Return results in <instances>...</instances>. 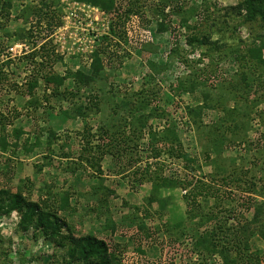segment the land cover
<instances>
[{"label": "rangeland", "instance_id": "1", "mask_svg": "<svg viewBox=\"0 0 264 264\" xmlns=\"http://www.w3.org/2000/svg\"><path fill=\"white\" fill-rule=\"evenodd\" d=\"M70 1L72 0H66L68 3ZM160 1L148 0L144 4V13L151 23L144 29L147 30L150 41L142 49L136 44L125 43L120 38V43H118L116 41L118 37L113 38L112 36L115 14H109L99 7L85 3L98 8L108 16L104 23L109 29L100 27V40L96 42L97 48L104 43H106L104 46H107L110 40L113 44L117 43V47L112 48L114 50L112 63L105 68L106 77L94 89L83 88L81 93L74 97L70 94H74L78 88L73 79H69L62 88V90H66L67 94V98L62 101L52 97L50 91L45 92L43 83L40 82L36 97L41 99L42 105L36 109L29 104L30 97L27 92L29 80L33 79L34 72H37L31 60L26 59L28 54L39 49L44 43H47L49 48L53 47L58 59L54 65L52 64V69L60 76H66L69 71L70 73L78 71L89 73L92 60L88 62L84 53H78L75 50L66 51L65 48L71 46L72 40L67 41L66 47L63 48L62 44H55L53 35L63 26V18L68 12L65 1L60 0L59 3L61 24L55 28L51 35L44 25L42 28L37 29L36 27V32L31 38L15 41L16 39H13L15 37H10L6 32L13 34L25 26L29 28V25L24 22L23 13L26 12V9L35 7L39 3L38 0H12L9 18L0 20L5 28H0V65L10 62L9 66H3L4 83L0 85V114L4 117L2 118L0 115V119L7 124L5 134L8 135L10 142L7 152L0 149V190L16 194L21 189L27 200L41 203V200L49 199L50 205L53 203L54 207H58V203L55 201L58 200L57 195L69 193L70 209L57 214L68 223L72 231L69 232L64 228L63 235L73 236L76 239L88 235H93L98 240L106 239L111 246L109 253L116 256L118 260L115 261V264H264V255L262 254L264 241L259 235L260 229L264 231V211L259 223L252 224L253 210L248 212L246 207L256 195L245 193V188H248L247 185L252 180H255L258 187L264 186V172L255 171L256 168H253V164L259 162L257 148H262L261 154L264 159V70H255V75L260 76V79L254 82L252 91H249L248 94H244L242 91L237 93V95L243 94L242 100L238 101L237 105L240 109L248 107L249 118L239 121L240 128L243 129L236 136L233 134L231 139L235 137L242 139L243 130L247 125L244 137L246 141L240 145L224 147L223 159L219 161L222 167H230L229 171L233 166L235 168L243 167V171L250 170V168L253 170L248 171V175L242 173L241 184L237 187H227L220 183L214 185L215 188H219L220 197L225 198L224 205H228V201L234 206V212L229 215L223 209L216 208L214 211H218L223 222L231 216L232 220L230 218L228 226L233 225L238 228L243 224L247 226L245 237L240 232L233 238L234 234L228 233L225 228L223 233L217 234L216 243L218 245L216 248H212L213 241L211 239L205 246L196 247L195 242L200 239V236H192L191 232L199 230L201 237H209L208 235L213 231L214 223L217 220L205 223L201 227L197 226L195 222L186 221L187 209L182 197L183 191L180 188H176L174 191L168 190L169 195L168 193L162 195L163 197L173 196V199L170 200L171 203L167 206L164 214L157 213L159 209L157 203L149 207L150 205L146 201L152 188L151 183L139 184L135 182L134 172L136 170L144 169L146 164H151L153 169H156L153 164L158 162L164 166L166 174L175 179H187L188 176H191L195 180H210L208 175L215 170L202 154L205 141H201L196 130L191 128L185 108L201 104L203 94L207 91L213 93V95L211 94L213 97L211 103L214 104L220 95L216 89H219L222 83L233 82L237 72L245 71L246 68L249 70L247 59H240V56L247 55L249 48H257L264 56V26L259 20L244 23L234 13L226 19L224 18L226 10L230 11L241 0H209L212 5L211 11H213L211 18L215 20L216 24L213 28H211L212 20L205 23L201 16H194L197 13H193L192 9L195 4L200 5V0H180V3L186 4L187 13L185 14L187 18L190 17L189 26H196L195 28L200 32H204L203 36L205 34L211 41L219 42L218 45L221 49L216 52H210L209 48L192 49L188 46L187 37L197 30L180 27V18L171 14L169 8L162 12V8H159ZM128 4V0L118 1V7L121 10L127 8ZM164 14H169L171 26L168 32L159 34L156 21L161 22L164 19ZM242 14L244 15L245 12ZM95 16L105 19L104 16L99 15V12H92L90 20L83 21V17L79 18L81 21L70 20V31L77 36L76 38L88 39L90 34L96 33L95 24L87 26ZM192 16L193 18H191ZM127 26L126 20V26H123L121 31L128 29ZM106 40L108 41L106 42ZM16 43L26 44L28 46L27 54L22 53L20 56L12 57L10 48ZM176 43L181 51L180 56L184 59H180V56L176 55L171 65L166 67L164 65L170 62V51L175 48ZM33 44L39 45L34 48ZM237 49V53H232ZM88 57L89 55H87ZM50 65H47L46 70L50 69ZM197 74L210 76L209 81L217 82L218 86L210 87L204 85V82L198 83V88L192 93L185 92L182 87L178 86L181 81H195L194 75ZM44 94L49 96L46 101L43 100ZM86 96L88 98L90 96L98 97L99 111L91 106L93 110L86 118L69 115V113H73L74 106L82 103ZM222 100V105H218L216 108H221L224 105L232 108L236 105L228 99ZM125 102L129 104L127 110L123 105ZM254 103H256L255 107ZM65 111H68V115L64 114ZM141 116H146V125L143 129H140L139 123ZM221 116L223 113L220 109L208 110L204 113L203 120L205 124H211ZM240 119L241 117L238 120ZM3 127V124L0 123V135L4 133ZM168 127L175 130L183 144L184 153L199 157L200 169L196 164L192 165L194 170L186 169L182 161L176 159L172 161L166 155H163L160 160L152 157L151 146L156 141L151 144L152 136L148 135L149 132L152 131L159 136ZM13 129H22L25 133L17 147L12 145ZM51 130L55 132L56 136L49 144L48 133ZM106 130L108 134L110 133L108 136L105 134ZM113 132H119V134L113 136ZM84 135L86 139L82 137ZM36 138H40V146L35 145ZM83 139L91 142L93 147L88 145V148L92 150L96 145L101 146L103 153L100 156L102 155V159L97 168L92 167L83 159L87 158L84 156L86 153L82 154L85 144ZM26 142L28 144L25 146ZM259 142L261 144L258 145ZM26 149L32 150L27 153ZM64 154H68L69 159H66ZM81 155L84 157L81 158ZM138 159L140 161H137ZM99 168H101V172L97 171ZM107 176L112 177L108 178ZM83 180L86 183H83ZM85 184L91 190L88 195L81 196L77 190ZM98 186H104L114 191L109 197L100 192V198H105L107 202L104 206L103 203L99 205L97 200L92 202L88 200L93 188ZM40 195L43 197L39 199ZM83 201L89 202L81 206ZM110 201L112 203H109ZM221 201L223 202V200ZM257 201L260 200L257 199ZM209 203L213 208L214 201H209ZM135 208H140L142 211L137 212ZM145 212H148L150 217L145 220L146 229L140 231L138 223H132V221H138L136 216L137 219H142ZM21 217V213L17 211H12L10 214L0 213V264H81L70 261L66 257L69 248L67 243L64 249H60L54 246V242H47L44 237L35 238L32 229L24 232L20 227ZM182 220L185 223L183 232L186 235L178 239L176 236H180V232L174 231L173 228L169 229V227ZM196 222L198 224L202 220L198 218ZM237 223L240 224L236 225ZM109 224L115 226L114 232L109 228ZM172 229L173 231L170 232ZM104 231H108V233L104 235L102 233ZM137 232L139 233L137 234ZM247 236L248 249L241 256L238 252H244V240ZM117 240L121 243H118ZM116 244L121 249L115 250L114 245ZM236 248L241 250L237 252L234 250ZM129 249H134L142 258L137 260L138 262L131 263L132 257L128 254L130 253ZM257 255L260 256L259 261L252 258ZM195 258L196 261H194Z\"/></svg>", "mask_w": 264, "mask_h": 264}, {"label": "trees", "instance_id": "2", "mask_svg": "<svg viewBox=\"0 0 264 264\" xmlns=\"http://www.w3.org/2000/svg\"><path fill=\"white\" fill-rule=\"evenodd\" d=\"M79 2H84L91 4L93 6L101 8L103 11L109 13V14H115V20L113 23H115V26L113 25L112 28V36L113 38L118 37L116 41L120 43V39H122L125 43H133L136 44L140 49L150 41L149 34L147 30H143L146 26H148L151 22L149 19L146 18V15L144 13V4L148 2V0H128L129 4L127 8L125 9H119L118 7V1L119 0H77ZM38 5L35 7H32L30 9H26V12L23 13V19L25 24L29 25V28L26 26L24 28H20L19 30H16L13 34L10 32H6L10 37H15L13 39H16L15 41H21L25 38H31L33 33L36 32V27L42 28V26L45 25V29L49 31V34L51 35L55 28L60 26L61 24V9L59 6L60 0H38ZM12 0H0V20L1 19H8L10 16V11L12 8ZM211 4L209 0H200V5L198 6L195 4V7L192 9L193 13H197L194 16H201V19L207 23L209 20H212V26L211 28L216 25L214 22L215 20L211 18L213 15V11H211ZM159 8H162V12H164L167 8L170 9L171 14H174V16H178L180 18L179 25L180 27L188 28L197 30V32H193L191 36H188L186 39V43L188 46H190L192 49H198V48H209V51L216 52L220 51L221 47L218 45L219 42H213L210 40L209 36H204L198 30L195 28L196 26H189L190 17L187 18L186 14V4L180 3V0H161L159 2ZM60 11V12H59ZM220 11V10H218ZM231 11V12H230ZM226 10L224 14V18L226 19L231 16L232 13L240 17L244 23H250L255 22L259 20L263 26H264V0H241L238 5L231 10ZM245 12L243 15L242 13ZM117 14V15H116ZM170 14V15H171ZM133 16H137L138 21L135 23V29L130 30V35L128 32V29H121L123 26H126V20ZM169 14H164V19L157 23V32L159 34L166 33L170 30V18H168ZM32 17V20H31ZM172 17V16H171ZM193 18V16L191 17ZM219 18V17H218ZM218 20V19H217ZM34 21V23H32ZM3 24L0 22V28H3ZM134 28V27H133ZM5 29V28H3ZM173 29V28H172ZM175 29V28H174ZM51 32V33H50ZM10 33V34H9ZM175 33V32H174ZM12 35V36H11ZM128 37V38H126ZM120 38V39H119ZM45 39V38H44ZM105 41V39H104ZM108 40H106L107 42ZM107 46L104 45L100 46L96 49V51L91 55L92 58V65L90 68V72L87 73L85 71H78L75 73H70V71L67 73L66 76H60L56 74L53 71V65L55 61L58 59V55L56 56L54 52V48H49L47 46V43L42 44L39 49L34 50L32 53L28 54L26 56L28 60H31V63L34 65V69L37 72H34L33 79L29 80L27 84V92L30 97L29 104L34 106L36 109L40 108L42 105L41 99L39 97H36L37 89L40 87V82L43 83L45 92L50 91V95L52 97H56L58 99L65 100L66 97V90L62 88L65 86V83L69 79H73V82L75 86L78 88V90L74 94H70V96L74 97L76 94L81 93L82 89L85 88H91L94 89V87L100 83L103 82L105 76V68L109 65H111V59L113 56V49L114 47H117V43L114 42V44L110 41H108ZM39 44H33V47H38ZM42 50V51H41ZM237 50H233L232 53H237ZM170 62L166 63L164 66L169 67L172 63V60L175 58L176 55L180 56L181 51L179 48L178 43H176L175 48H172L170 51ZM240 59H247L249 70L237 72V74L234 76L235 80L233 82L231 81H225L222 84H225V86H220L219 89H216L218 94V99H216V102L214 104L211 103L213 100V93H210V91H207L203 94V100L201 104H198L191 108H185V113L187 117L189 118L192 128L196 130L198 133L201 141H205L203 144V156L206 159L208 163H210L211 166H213L214 170L212 174L208 175L210 180H199L194 177L188 176L187 179H175L169 175L166 174L164 171V166L158 162L153 165L156 166V169H153V166L151 164H146L144 169H139L134 172L135 175V182L141 184L144 182H150L152 185L150 195L147 197L146 201L149 207L152 206V204L157 203L159 209L157 213H165V210L167 209V206L171 203L170 200L173 199V196L163 197L162 195L164 193L170 194L168 190L174 191L176 188H180L183 193V199L186 204V221L195 222L197 226H203L205 223L212 222L213 220H217V222L214 223L213 231L210 232L208 235L209 237H201L199 235V230L191 232L192 236H200V239L195 242V246H205L207 244V241L211 239L212 248L217 247L216 239L218 233H223L226 228L228 233L232 232L234 234L233 238L240 234L245 237V233L247 231V226L244 224L241 227H236L233 225L228 226V222L230 221L231 216L228 220L224 221L221 220V216H219L218 211H214V209L222 210L229 213V215H232L234 212V206L230 204L227 201V204H225V198L220 197L219 195V188H215L214 185L220 183L221 185L227 186V187H237V185L241 184L242 176L248 175L249 172H251L253 169L250 168V170L246 169L243 171V167L235 168V166L232 167V170L229 171L230 167H222L220 165V160H222V153L224 152V147L229 146H235L240 145L241 143L245 142V129L243 130L244 134L242 136V139H231V136L235 134V136L242 130L243 128H240L239 121H243L245 118H249L248 116V107L240 109L238 104V101L242 100L243 94L237 95L238 92H243L244 94H248L249 91H252V88L254 86V82L260 79V76H256V69H259V71L264 70V56L262 55V52L258 50L257 48H249L247 50V55L240 56ZM182 57L180 56V59ZM39 59V61H37ZM184 59V58H182ZM168 61V60H167ZM5 63V64H4ZM2 65H0V85L4 83L3 78V66H9L10 62H4ZM50 65V69H47V65ZM53 64V65H52ZM246 66V65H245ZM46 70V71H45ZM204 71V70H203ZM258 71V72H259ZM195 81H181L179 82L178 86L182 87L185 92L192 93L196 91L198 88V83H205L204 85H208L210 87H216L218 86L217 82H210L209 78L210 76H205V74H197L194 75ZM233 78V79H234ZM210 83V84H209ZM14 87H16L13 84ZM260 88V86H259ZM264 93V92H263ZM69 94V93H68ZM212 94V95H211ZM71 97V99H72ZM49 98V96L45 95L43 96V100L46 101ZM228 99L229 101H233L235 106L232 108L226 107L225 105L221 108H216L218 105H222L223 100L222 99ZM212 99V100H211ZM248 100V99H246ZM82 101V100H81ZM124 108L127 110V107L129 106L128 102L123 103ZM93 106L95 109L98 110V97L96 96H90L89 98L86 96L82 103L79 105H75L72 109L73 113H69V115L75 116V117H84L86 118L91 111L93 110L91 107ZM253 106H256V103L253 104ZM220 109V111L223 113V116L218 117L217 121L215 123L211 124H205L203 120V115L208 110H215ZM64 114L68 115V111H65ZM2 118V114H0ZM241 117L240 120H238ZM146 116H141L139 118L140 123V129H143L146 125ZM6 121V120H5ZM142 122V124H141ZM0 123L3 124V134L0 135V149L3 152H7L10 147V142L8 140V135H6V123L1 121ZM25 133L22 129H13L12 130V138L13 142L12 145L14 147H17L19 145V141L21 137ZM105 134L108 136V131H105ZM116 134H119V132H113L112 135L115 136ZM148 135L152 136L151 144L156 141L151 146V153L152 157L155 159H160L163 155L168 156V158L173 160H179L182 161L186 169H192L193 164L198 165L199 157L197 156H191L188 153H184L183 150V144L181 140L178 138L177 134L175 133L174 129H171L170 127L165 129V132L160 134L159 136L150 131ZM56 136L55 132L52 130L48 133V143H51V140L55 139ZM84 139L85 135L82 136ZM112 137V136H111ZM158 137V139H157ZM198 137V136H197ZM264 138V136H263ZM84 146H83V153L84 156L87 158H83L84 156L81 155L80 157L85 159L87 163H89L92 167H96L99 165L102 159V155L100 156L102 152L101 146L96 145L94 149L91 142L89 140H84ZM29 141V140H27ZM36 146H40V138H36ZM28 144V142L25 143V146ZM250 144V143H249ZM247 144V145H249ZM261 144L260 142L258 145ZM91 148H88L89 146ZM35 146V147H36ZM34 147V146H33ZM137 148V146H136ZM258 151V160L259 162L254 163L253 168H256V170H259L260 172H264V164H263V155L261 154L262 148H257ZM32 150V149H30ZM30 150H27V153L30 152ZM91 150V151H90ZM264 151V150H263ZM97 153V154H95ZM261 154V155H260ZM91 155V156H89ZM64 157L66 159H69L68 154H64ZM137 161H140L139 159ZM161 164V165H160ZM199 166V165H198ZM200 169V166L198 167ZM98 172H101V168L97 170ZM249 171V172H248ZM243 173V175H242ZM206 177V176H205ZM255 178V175L253 176V179ZM252 180V179H251ZM255 180H252L250 183H248V188H245V193H252L255 194L256 197L252 199L246 209L247 211H252V224H257L260 221V217L264 211V186L261 185V187H258L257 184L254 182ZM102 183V182H101ZM100 192H103L107 195V197L111 196L114 191L109 190L105 188L104 186H98L93 188V192L90 194L89 199L91 200H97L98 204L103 203V206L106 205V199L100 198ZM43 197V195L39 196V199ZM58 200H55L58 203V207H54L50 205V200H41V203H35L30 200H27L22 190L20 189L19 193L11 194L7 190H0V213H6L10 214L12 211H17L21 213V222L20 227L23 229L24 232H26L29 229H32L34 231V237H44L47 242H54V246L60 249H64L67 245H69V248L66 252V257L72 260L73 262H79L81 264H115V261L117 260L116 256H112L109 253V248L111 246L108 244L106 240H98L93 235H88L84 237H80L78 239L74 238L73 236H65L63 235V229L66 228L67 231L72 232L71 228L69 227L68 223L63 221L61 217H58V212L67 211L70 209L69 206V200L70 196L69 193L65 194H59L57 195ZM259 197V198H258ZM259 199L260 201H257ZM223 200V202L221 201ZM263 200V201H261ZM209 201H214V204L212 205L213 208L210 207ZM204 203V204H203ZM231 205V206H230ZM102 206V207H103ZM108 206V205H107ZM223 207V208H222ZM137 212L142 211L140 208H135ZM204 214V215H201ZM204 216V220H203ZM150 217V214L148 212H145L143 214L142 219H137L138 221H132V223H138V229L140 231H144L146 229L145 220ZM202 220V222H198L197 219ZM224 219V218H223ZM232 220V218H231ZM184 221H180L178 224L174 226H170L169 229L173 228L174 231H177L180 236H176L179 238H182L184 235L183 228H185ZM240 223H237L236 225H239ZM260 227V226H259ZM261 226L260 228H262ZM109 228H111V231H115V226L113 224H109ZM264 228V227H263ZM108 229V228H107ZM168 229V230H169ZM170 230V232L173 231ZM139 232H137L138 234ZM194 233V234H193ZM245 235V236H244ZM259 235L261 239L264 241V231L260 229ZM182 236V237H181ZM148 237V236H147ZM186 238V237H185ZM208 238V239H207ZM213 239V240H212ZM247 239L248 236L245 238V244H244V252H238L241 249L236 248L235 251L243 256V253L247 251ZM176 241V240H175ZM241 241V240H240ZM242 242V241H241ZM114 249H121L120 246L114 245ZM223 252V251H222ZM264 255V251L262 252ZM239 255V256H240ZM256 261H259L260 256L257 255L255 257L252 256ZM118 261V260H117Z\"/></svg>", "mask_w": 264, "mask_h": 264}, {"label": "built area", "instance_id": "3", "mask_svg": "<svg viewBox=\"0 0 264 264\" xmlns=\"http://www.w3.org/2000/svg\"><path fill=\"white\" fill-rule=\"evenodd\" d=\"M66 2V0H63ZM66 5L68 6L66 9H67V14L64 16L63 18V26H61L58 30L55 31L53 37L55 38V44L56 43H60L62 44V48L63 47H66L67 45V41H70L72 40L71 42V46L69 47H66V51H76L78 53H84L85 56V59H87L88 62H90L92 59H91V55L90 54H93L95 52V50L97 49V46H96V42L98 40H100V37H99V29L101 26L103 27H106L105 25V21H106V18L108 17L104 12L100 11L98 8H95V7H91V6H88L86 5L85 3H82V2H78V1H75V0H72L70 1L69 3L66 2ZM79 11V12H78ZM99 12V15H102L105 17V19H102V18H98V17H94V19L92 21L89 22V24L87 26H91L93 24L96 25L95 27V30H96V33H94V35H89V38L86 39L84 37H81V38H76L77 36L74 35L73 32L70 31L69 29V22L70 20H72L73 22L77 21H81L79 18L83 17V21H86V20H90V17H91V13L92 12ZM139 18H137V16H131L128 21H127V27H128V32L130 33V30L131 29H135L136 25L135 23L138 21ZM101 21V22H100ZM82 23V22H80ZM101 23V25H100ZM134 27V28H133ZM107 30L109 29V27H106ZM145 28H143L144 30ZM85 31V30H83ZM76 40V42H75ZM77 43H79V45H77ZM77 46V47H75ZM26 50V52H24ZM10 52L12 53V57H16V56H20L22 53L23 54H27L28 52V46H26V44H22V43H16L14 46H12L10 48ZM56 52H58V50H56ZM72 53H75V52H72ZM87 55H89V57L87 58ZM89 67V66H88ZM191 128H192V125H191ZM160 160V159H158ZM182 193H185L184 191ZM130 254L131 255V263H133V261H136L138 262L137 260H139L140 258H142L141 255L138 254V252H136L134 249H129ZM194 261H196V258L194 259ZM135 262V263H136Z\"/></svg>", "mask_w": 264, "mask_h": 264}, {"label": "crops", "instance_id": "4", "mask_svg": "<svg viewBox=\"0 0 264 264\" xmlns=\"http://www.w3.org/2000/svg\"><path fill=\"white\" fill-rule=\"evenodd\" d=\"M106 177V176H105ZM108 178H111L112 176H107ZM96 180V179H95ZM86 183V181H84L83 180V183ZM83 187H85V188H83ZM83 187H81V188H79V190H77L79 193H81V194H79V195H81V196H84V195H88V192L91 190L90 188H87V187H89V186H86V184H85V186H83ZM146 187V186H145ZM88 200L89 201H93V200H90L89 198H88ZM89 201H83L82 203H81V206H83V205H86V204H88V202ZM109 203H112V201H110ZM116 225H119L118 223H116ZM104 235L105 234H107L108 233V231H104V232H102ZM112 233H110V235H111ZM116 235V234H115ZM114 235V236H115ZM112 236V235H111ZM104 239V238H103ZM104 240H106V239H104ZM116 241V240H115ZM118 241V243H121V242H119V240H117ZM117 245V244H116ZM123 245V244H122Z\"/></svg>", "mask_w": 264, "mask_h": 264}]
</instances>
